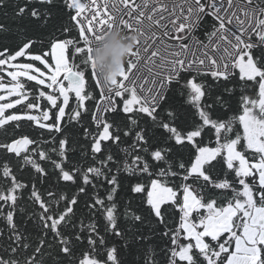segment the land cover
Segmentation results:
<instances>
[{"label": "snow or ice", "instance_id": "1", "mask_svg": "<svg viewBox=\"0 0 264 264\" xmlns=\"http://www.w3.org/2000/svg\"><path fill=\"white\" fill-rule=\"evenodd\" d=\"M9 7L0 264H264V0ZM114 29L138 39L105 86Z\"/></svg>", "mask_w": 264, "mask_h": 264}, {"label": "clouds", "instance_id": "2", "mask_svg": "<svg viewBox=\"0 0 264 264\" xmlns=\"http://www.w3.org/2000/svg\"><path fill=\"white\" fill-rule=\"evenodd\" d=\"M137 39L135 34L125 35L121 30L114 29L94 46L95 66L105 86H109L112 80L118 78L128 53L136 46Z\"/></svg>", "mask_w": 264, "mask_h": 264}, {"label": "trees", "instance_id": "3", "mask_svg": "<svg viewBox=\"0 0 264 264\" xmlns=\"http://www.w3.org/2000/svg\"><path fill=\"white\" fill-rule=\"evenodd\" d=\"M21 2H23V0H21ZM2 11H7L8 12V16L7 17H4L2 15ZM0 11V23H10L12 24L13 26L16 25L17 21H13L12 20V13H13V10L11 7L7 8V9H4ZM89 107H90V110H91V107H92V102H89Z\"/></svg>", "mask_w": 264, "mask_h": 264}]
</instances>
